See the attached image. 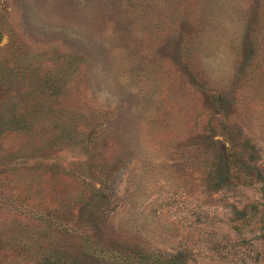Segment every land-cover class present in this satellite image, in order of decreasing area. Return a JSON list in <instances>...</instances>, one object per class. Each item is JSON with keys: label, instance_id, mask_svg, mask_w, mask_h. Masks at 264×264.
Instances as JSON below:
<instances>
[{"label": "rangeland", "instance_id": "1", "mask_svg": "<svg viewBox=\"0 0 264 264\" xmlns=\"http://www.w3.org/2000/svg\"><path fill=\"white\" fill-rule=\"evenodd\" d=\"M0 264H264V0H0Z\"/></svg>", "mask_w": 264, "mask_h": 264}]
</instances>
